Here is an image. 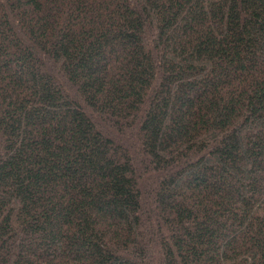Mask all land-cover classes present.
<instances>
[{
  "label": "trees",
  "instance_id": "16d2710c",
  "mask_svg": "<svg viewBox=\"0 0 264 264\" xmlns=\"http://www.w3.org/2000/svg\"><path fill=\"white\" fill-rule=\"evenodd\" d=\"M0 264H264V0H0Z\"/></svg>",
  "mask_w": 264,
  "mask_h": 264
}]
</instances>
